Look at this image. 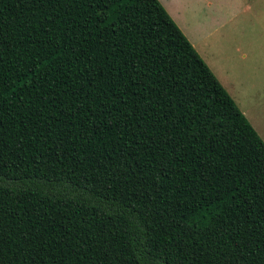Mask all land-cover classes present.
Instances as JSON below:
<instances>
[{
  "label": "trees",
  "instance_id": "obj_1",
  "mask_svg": "<svg viewBox=\"0 0 264 264\" xmlns=\"http://www.w3.org/2000/svg\"><path fill=\"white\" fill-rule=\"evenodd\" d=\"M0 264H264V142L158 0H0Z\"/></svg>",
  "mask_w": 264,
  "mask_h": 264
},
{
  "label": "rangeland",
  "instance_id": "obj_2",
  "mask_svg": "<svg viewBox=\"0 0 264 264\" xmlns=\"http://www.w3.org/2000/svg\"><path fill=\"white\" fill-rule=\"evenodd\" d=\"M210 2L211 8L197 2L193 49L264 142V0H234L221 11L220 0ZM213 16L222 20L220 29L199 39L193 26Z\"/></svg>",
  "mask_w": 264,
  "mask_h": 264
},
{
  "label": "crops",
  "instance_id": "obj_3",
  "mask_svg": "<svg viewBox=\"0 0 264 264\" xmlns=\"http://www.w3.org/2000/svg\"><path fill=\"white\" fill-rule=\"evenodd\" d=\"M158 2L164 6L167 14L172 21L176 23L179 30L193 47V43L196 41L192 38L190 22L196 18L197 2L206 3V6L211 8L212 4L210 0H158ZM226 3L231 5L235 4L234 0H220V11ZM196 24L193 26L195 34H197L196 36H198L199 39L203 40V38L210 37L217 33V29H220L222 20L214 16L209 17V21L199 18ZM207 29L211 31L207 32Z\"/></svg>",
  "mask_w": 264,
  "mask_h": 264
}]
</instances>
